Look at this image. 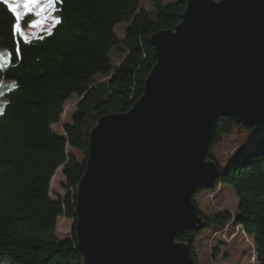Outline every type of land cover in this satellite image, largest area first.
<instances>
[{
	"label": "trees",
	"instance_id": "obj_1",
	"mask_svg": "<svg viewBox=\"0 0 264 264\" xmlns=\"http://www.w3.org/2000/svg\"><path fill=\"white\" fill-rule=\"evenodd\" d=\"M139 2L55 0L56 22L50 30L24 41L15 33L13 12L0 0V49L7 54V65L0 66V264L3 257L19 264H83L73 227L59 239L56 225L59 217L73 223L88 134L98 118L126 112L141 96L156 61L148 39L173 29L186 6V0H150L145 9ZM123 20L128 25L119 40L113 29ZM120 42L124 56L113 65L109 51ZM96 74L107 78L95 82ZM72 95L78 98L74 111L57 135L51 125L59 122ZM235 127L253 130L247 138L252 143L221 164L213 150ZM69 148L81 152L80 160ZM206 159L219 175L212 188H199L192 196L203 227L182 231L175 240L189 245L198 264L196 238L232 223L251 238L255 264H264V121L244 127L219 118ZM58 168L64 193L52 198L51 179ZM218 185L230 186L236 195L235 215L226 210L205 214L198 207L194 195Z\"/></svg>",
	"mask_w": 264,
	"mask_h": 264
},
{
	"label": "water",
	"instance_id": "obj_2",
	"mask_svg": "<svg viewBox=\"0 0 264 264\" xmlns=\"http://www.w3.org/2000/svg\"><path fill=\"white\" fill-rule=\"evenodd\" d=\"M142 94L88 134L72 223L83 264H195L175 240L201 229L193 194L212 188L216 121H264V0H186L148 39Z\"/></svg>",
	"mask_w": 264,
	"mask_h": 264
},
{
	"label": "rangeland",
	"instance_id": "obj_3",
	"mask_svg": "<svg viewBox=\"0 0 264 264\" xmlns=\"http://www.w3.org/2000/svg\"><path fill=\"white\" fill-rule=\"evenodd\" d=\"M4 2V0H2ZM177 0H162L163 4H171ZM16 0H8V4H14ZM8 4H6L8 6ZM151 7L150 0H140L139 8L149 9ZM9 8V7H8ZM10 9V8H9ZM17 14L13 12L16 18L15 33L24 41L37 38L42 34L47 33L52 25L56 22L55 0L49 5L48 0H40L38 6H34L32 12H27L22 6L17 9ZM39 12V15H37ZM27 18L26 25L23 27L21 22ZM35 21H40L38 27L31 25ZM17 25L19 31H17ZM128 22L123 20L114 26V32L122 40L124 31ZM124 56L122 43L116 44L109 51L110 62L118 64ZM107 77L96 74L93 81H103ZM2 84L0 83V91ZM77 96L72 95L63 105V112L60 115L58 123L52 124L51 128L57 135H62V125L70 120V116L74 111ZM253 134V130H244L240 127L233 128L231 134L224 136L220 144H218L213 152L215 157L221 164H224L226 159H229L238 151L241 152L249 147L252 141L247 140L249 135ZM75 158L80 160L81 152L76 148H69ZM63 175L61 168L55 171L51 179L50 196L56 198L62 196L64 191L61 186ZM195 201L200 210L205 214H210L218 210H226L231 214L237 213V197L232 188L228 185H218L216 189L203 190L194 195ZM72 220L59 217L56 225V235L59 239L64 238L70 232ZM205 236H199L194 242V252L198 264H255V253L253 243L250 237L245 235L243 230L232 223L226 226L213 230H204ZM5 264H19L11 262L8 257H3Z\"/></svg>",
	"mask_w": 264,
	"mask_h": 264
},
{
	"label": "snow or ice",
	"instance_id": "obj_4",
	"mask_svg": "<svg viewBox=\"0 0 264 264\" xmlns=\"http://www.w3.org/2000/svg\"><path fill=\"white\" fill-rule=\"evenodd\" d=\"M40 0H16L14 4H8V0H4L5 4H8V7L10 10L17 14V17L19 18V13L17 12V9L19 7H23L27 12H32L34 10V6L39 5ZM54 3V0H48V4L51 5ZM37 15H39V12H37ZM59 22V21H57ZM40 21H35L31 25L32 27H38L40 25ZM17 31H19V26L17 25ZM6 53H0V58H6Z\"/></svg>",
	"mask_w": 264,
	"mask_h": 264
},
{
	"label": "crops",
	"instance_id": "obj_5",
	"mask_svg": "<svg viewBox=\"0 0 264 264\" xmlns=\"http://www.w3.org/2000/svg\"><path fill=\"white\" fill-rule=\"evenodd\" d=\"M0 53H5L0 49ZM7 65V60L6 58H0V66H6Z\"/></svg>",
	"mask_w": 264,
	"mask_h": 264
},
{
	"label": "bare ground",
	"instance_id": "obj_6",
	"mask_svg": "<svg viewBox=\"0 0 264 264\" xmlns=\"http://www.w3.org/2000/svg\"><path fill=\"white\" fill-rule=\"evenodd\" d=\"M217 122V121H216Z\"/></svg>",
	"mask_w": 264,
	"mask_h": 264
}]
</instances>
